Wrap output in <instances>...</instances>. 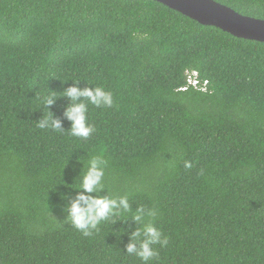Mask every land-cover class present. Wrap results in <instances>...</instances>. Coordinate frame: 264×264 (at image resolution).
<instances>
[{"label": "trees", "instance_id": "trees-1", "mask_svg": "<svg viewBox=\"0 0 264 264\" xmlns=\"http://www.w3.org/2000/svg\"><path fill=\"white\" fill-rule=\"evenodd\" d=\"M216 1L264 19V0ZM186 70L208 90H179ZM73 80L113 95L87 139L59 95L65 131L37 127ZM98 155L99 195L129 210L83 236L66 206ZM139 207L167 238L147 264H264V42L154 0H0V264H143L124 251Z\"/></svg>", "mask_w": 264, "mask_h": 264}, {"label": "clouds", "instance_id": "clouds-1", "mask_svg": "<svg viewBox=\"0 0 264 264\" xmlns=\"http://www.w3.org/2000/svg\"><path fill=\"white\" fill-rule=\"evenodd\" d=\"M76 82L73 80V86L64 89L59 94L50 92L42 97L41 103L46 115L36 121L37 127L65 131L61 120L48 110V106H51L59 95L68 98L63 116L70 122V127L67 129L70 135L87 139L95 131L93 125L88 122L89 105L97 108L112 107L113 95L102 86H86L81 89L75 86ZM105 164L106 161L99 155L87 161L80 173L79 183L72 188L77 195L66 206L68 212L66 219L83 236L93 235L94 230L98 231V225L102 221H109L114 216H120L121 212L118 210L122 209L123 213L129 210V203L125 196L117 198L111 195H99L105 186L103 183ZM185 167L191 168V162L185 161ZM144 215L145 209L142 207H139L133 214L132 219L141 223V227L129 232V242L124 251L130 255L134 254L143 264H147L157 255L153 245L160 244L163 247L167 244V238H162L161 232L152 223L143 222Z\"/></svg>", "mask_w": 264, "mask_h": 264}, {"label": "water", "instance_id": "water-1", "mask_svg": "<svg viewBox=\"0 0 264 264\" xmlns=\"http://www.w3.org/2000/svg\"><path fill=\"white\" fill-rule=\"evenodd\" d=\"M201 25L214 26L234 37L264 42V19L243 15L216 0H154Z\"/></svg>", "mask_w": 264, "mask_h": 264}, {"label": "built area", "instance_id": "built-area-1", "mask_svg": "<svg viewBox=\"0 0 264 264\" xmlns=\"http://www.w3.org/2000/svg\"><path fill=\"white\" fill-rule=\"evenodd\" d=\"M208 80L201 79L197 70H186L185 84L179 90H187L189 88L206 92L208 90Z\"/></svg>", "mask_w": 264, "mask_h": 264}]
</instances>
